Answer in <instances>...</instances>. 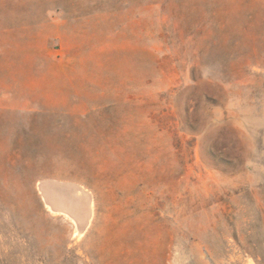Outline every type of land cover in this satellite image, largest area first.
Here are the masks:
<instances>
[{"label": "rangeland", "instance_id": "1", "mask_svg": "<svg viewBox=\"0 0 264 264\" xmlns=\"http://www.w3.org/2000/svg\"><path fill=\"white\" fill-rule=\"evenodd\" d=\"M0 264H264V0H0Z\"/></svg>", "mask_w": 264, "mask_h": 264}]
</instances>
